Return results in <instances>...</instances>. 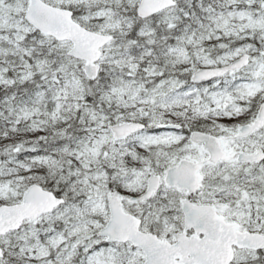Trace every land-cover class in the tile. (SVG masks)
<instances>
[{"label": "snow or ice", "instance_id": "1", "mask_svg": "<svg viewBox=\"0 0 264 264\" xmlns=\"http://www.w3.org/2000/svg\"><path fill=\"white\" fill-rule=\"evenodd\" d=\"M0 264H264V0H0Z\"/></svg>", "mask_w": 264, "mask_h": 264}]
</instances>
